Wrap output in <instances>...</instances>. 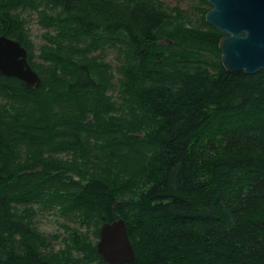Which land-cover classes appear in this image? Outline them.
Wrapping results in <instances>:
<instances>
[{
	"label": "trees",
	"instance_id": "trees-1",
	"mask_svg": "<svg viewBox=\"0 0 264 264\" xmlns=\"http://www.w3.org/2000/svg\"><path fill=\"white\" fill-rule=\"evenodd\" d=\"M198 4L194 25L162 0H0V36L42 78L0 74V264H105L100 228L119 218L123 264H264V69L229 72ZM25 9L54 29L49 67ZM118 45L119 91L103 55ZM36 208L75 223L61 247Z\"/></svg>",
	"mask_w": 264,
	"mask_h": 264
},
{
	"label": "water",
	"instance_id": "water-1",
	"mask_svg": "<svg viewBox=\"0 0 264 264\" xmlns=\"http://www.w3.org/2000/svg\"><path fill=\"white\" fill-rule=\"evenodd\" d=\"M206 22L222 34L219 49L229 71L254 74L264 69V0H208ZM0 74L16 77L26 86L39 87L42 78L29 61V51L19 40L0 36ZM78 177H76L77 179ZM97 251L109 264L134 260L126 221L119 218L100 228ZM163 264V263H162Z\"/></svg>",
	"mask_w": 264,
	"mask_h": 264
},
{
	"label": "rangeland",
	"instance_id": "rangeland-1",
	"mask_svg": "<svg viewBox=\"0 0 264 264\" xmlns=\"http://www.w3.org/2000/svg\"><path fill=\"white\" fill-rule=\"evenodd\" d=\"M165 6L171 8L178 6L181 8L187 17H189L194 25H199L201 12L197 10L196 6H202L198 4V0H162ZM41 8V7H40ZM25 16L26 30L30 40L32 53L34 54V61L41 65L49 67L46 61V56H43L44 50L49 46L47 44V36L52 34V28L46 27L44 24L39 22L36 10L25 9L22 11ZM206 16V15H205ZM48 22V20H45ZM54 32V31H53ZM101 51L98 50L93 54L98 55ZM104 58L110 62L112 69L115 73V82L117 91L120 90L119 79L123 77V68L126 64V51L121 45L117 47H107L103 52ZM44 70V68H43ZM58 159L70 161V158L66 155H61ZM36 216L34 218V225L38 228L41 233L46 235L57 234L60 236L59 240L56 241L55 247L59 248L62 246V239L68 236L69 229L75 227V223L70 219L68 220L63 214L60 213L58 208L41 210L37 209Z\"/></svg>",
	"mask_w": 264,
	"mask_h": 264
},
{
	"label": "flooded vegetation",
	"instance_id": "flooded-vegetation-1",
	"mask_svg": "<svg viewBox=\"0 0 264 264\" xmlns=\"http://www.w3.org/2000/svg\"><path fill=\"white\" fill-rule=\"evenodd\" d=\"M64 155V154H63ZM99 254V253H98ZM102 257V256H101ZM103 259V258H102ZM104 261V260H103ZM105 262V264H109L108 262H106V261H104ZM128 262V261H127ZM125 263V262H124ZM115 264H119V263H115ZM121 264H123V263H121Z\"/></svg>",
	"mask_w": 264,
	"mask_h": 264
}]
</instances>
